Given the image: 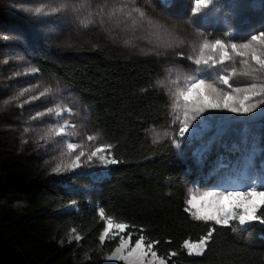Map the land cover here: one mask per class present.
<instances>
[{
    "label": "rangeland",
    "instance_id": "obj_1",
    "mask_svg": "<svg viewBox=\"0 0 264 264\" xmlns=\"http://www.w3.org/2000/svg\"><path fill=\"white\" fill-rule=\"evenodd\" d=\"M260 1L259 5H255L256 0H221L219 11L192 16L193 0H135V6L144 9L153 18V23L149 24L146 20L137 19L135 13L131 19L126 17L125 13L131 10L133 0H0V159L8 156L34 158L43 165L47 178L62 188L81 189L85 198L99 197L114 164L105 167L99 160H93L90 165L83 164L69 172H52L57 163L69 162L67 142L82 144L85 152L107 143L92 121L91 107L85 105L77 93L57 76L43 75L36 68L35 60L42 58L50 63H67L77 58L88 59L85 51L94 52L103 48L109 57L152 61L158 71L153 88L169 105L164 125L151 128L147 140L154 147L170 146V137L176 131L172 123L177 114L174 99L176 82L185 81L193 74L195 67L187 57L198 54L205 38L240 42L256 31L264 30V0ZM122 5H128L123 12L119 11ZM57 7L65 10L49 16L48 13ZM37 8L42 9L39 16L35 11ZM101 16L103 23H100ZM188 19L195 21V27L185 23ZM227 32L232 35L227 36ZM17 35H22L23 41L15 39ZM5 36L9 39L5 40ZM5 60L8 62L5 63ZM33 68L37 71L32 72ZM35 85L38 87H33ZM23 88H33V91L20 97L19 103L4 105V100ZM41 91L46 93L45 96L25 103L31 95L39 96ZM19 104H23V107ZM57 105L64 110L72 109V114L64 111L58 119L47 114L33 119L37 112H46L48 107ZM65 121L76 126L65 129L69 135H46L51 127ZM26 128L28 132H25ZM212 135L209 133L207 138ZM41 136H45V139H41ZM88 136L96 139L87 141ZM154 139L156 143H153ZM254 148H264V118L258 116L226 132L212 144L210 152H204V145L199 141L183 146V155L174 151L184 163L193 161L197 164L202 159V153L204 156L206 153L211 155L216 149L225 150V165L231 167L236 164L243 172V161ZM262 160L264 155H257V170ZM219 166L212 164L205 170L204 187L198 190L189 186L191 169L183 171L182 183L186 187L188 199L204 191L224 188L243 190L250 186L251 179H246L244 175H234L228 183L216 187L215 178L207 177ZM258 187L264 190V180L258 181ZM95 206L99 212L101 205L96 203ZM76 209L74 204L65 207L53 213L50 222ZM126 230L110 233L111 238H106L103 243L119 240L122 235L125 236ZM74 234L71 231L61 238L56 234L52 242L59 247L71 246L77 242L74 239L69 242ZM87 263L85 257H74L73 264ZM102 264L124 262L106 258Z\"/></svg>",
    "mask_w": 264,
    "mask_h": 264
},
{
    "label": "trees",
    "instance_id": "obj_2",
    "mask_svg": "<svg viewBox=\"0 0 264 264\" xmlns=\"http://www.w3.org/2000/svg\"><path fill=\"white\" fill-rule=\"evenodd\" d=\"M256 0L255 5L260 4ZM88 59L67 63L35 60L45 76H57L91 107L92 121L119 161L100 190V196L85 198L81 189L67 190L49 180L36 159L8 156L0 159V264H73L74 257L87 264H102L119 240L101 243L105 215L128 224L124 234L158 241L154 250L166 264H264V225L231 228L215 225L217 232L203 256L189 255L185 240L198 241L213 222L195 219L187 211L188 193L182 174L191 169L189 186L202 189L205 170L225 165V150L216 149L197 164L184 163L169 145L154 147L147 135L164 125L167 100L155 91L158 71L152 61H128L106 55L103 48L85 51ZM75 211L50 222L51 215L70 205ZM75 229L82 237L68 247L59 238ZM176 252V256H171Z\"/></svg>",
    "mask_w": 264,
    "mask_h": 264
},
{
    "label": "snow or ice",
    "instance_id": "obj_3",
    "mask_svg": "<svg viewBox=\"0 0 264 264\" xmlns=\"http://www.w3.org/2000/svg\"><path fill=\"white\" fill-rule=\"evenodd\" d=\"M179 2V0H177ZM221 0H193L191 9L192 16L207 15L211 11H219ZM128 5H122L119 11L123 12ZM65 10L63 7L53 8L51 16ZM39 16L42 9L37 8ZM133 13L137 19L146 20L149 24L153 23V18L148 13L135 6L125 13L126 17L131 19ZM103 16L100 23H103ZM135 23V21H133ZM185 23L195 27V21L188 19ZM231 36V32L226 33ZM23 41L22 35L14 37ZM5 40L9 37L5 36ZM195 66L193 74L182 83L177 81V87L174 93L175 108L177 114L173 120L176 131L171 135L170 146L183 155L182 147L190 146L199 141L204 145V152H210L212 144L219 140L229 130H235L237 125L250 122L260 117L264 118V30H258L251 34L249 38L240 42L234 40H224L215 38L209 40L205 38L200 46L198 54L187 57ZM5 63L8 61L5 60ZM229 67L231 70L229 71ZM37 69H32L36 72ZM21 73H17L20 75ZM246 78L241 80L240 78ZM33 87H38L35 85ZM33 91V88H23L16 95L4 100V105H10L14 102L19 103L20 97ZM41 91L39 96L31 95L25 103H30L45 96ZM23 107V104H19ZM66 111L72 114V109H62L59 105L48 107L46 112H37L33 119L42 118L46 114L54 119H58ZM234 114V115H229ZM75 128L74 124L68 122L58 123L51 127L46 135L66 136V128ZM247 130V126H246ZM29 129H25L28 132ZM209 133H213L211 138H207ZM207 138V139H206ZM45 139V136H41ZM96 138L88 136L87 141H93ZM156 143V140H153ZM111 144H100L85 152L80 143L67 142L66 149L70 157L67 164L62 161L52 168L53 173H64L80 168L83 164H91L93 160L99 162L105 167L110 164H116L119 161L111 154ZM63 155V153H62ZM257 155H264V148L253 149L243 161V172L236 164L229 167L220 165L207 179L215 178L216 187L228 183L234 175H244L246 179H251V184L243 190L224 188L223 190L204 191L199 196L192 195L187 200L192 216L201 221L213 222L206 235L198 241L192 242L185 240L183 247L187 249L189 255L203 256L209 250V244L213 241V234L217 232L215 225L221 228H231L233 232L238 229L232 227L236 222L240 227L254 224L264 225V190L258 187V181L264 180V160L261 161L260 169H256ZM202 157L206 158V156ZM223 170V171H222ZM253 173L249 175V173ZM75 202H73L74 204ZM99 217L106 222L103 232L99 236V241L103 243L106 238H111L110 233H122L129 225L125 223H114L111 217L105 215V210L99 209ZM75 233V229L72 230ZM74 239H82L80 235H73L69 242ZM132 241V234L121 236L119 245L114 252L107 257L109 260L123 261L124 264H166L164 259L157 258V252L154 250L158 241H147L144 235H139ZM172 252L171 256H176Z\"/></svg>",
    "mask_w": 264,
    "mask_h": 264
}]
</instances>
